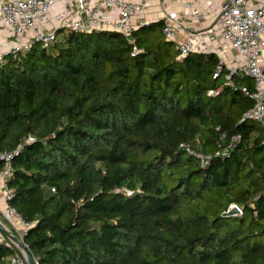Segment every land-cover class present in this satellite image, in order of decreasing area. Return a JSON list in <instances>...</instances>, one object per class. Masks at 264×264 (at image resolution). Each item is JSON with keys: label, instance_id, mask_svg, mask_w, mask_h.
<instances>
[{"label": "trees", "instance_id": "1", "mask_svg": "<svg viewBox=\"0 0 264 264\" xmlns=\"http://www.w3.org/2000/svg\"><path fill=\"white\" fill-rule=\"evenodd\" d=\"M164 26L69 30L0 65V153L22 145L8 203L38 264H264L252 80L230 86L217 53L182 55ZM182 142L224 153L203 166ZM17 249L0 242V264Z\"/></svg>", "mask_w": 264, "mask_h": 264}, {"label": "built area", "instance_id": "2", "mask_svg": "<svg viewBox=\"0 0 264 264\" xmlns=\"http://www.w3.org/2000/svg\"><path fill=\"white\" fill-rule=\"evenodd\" d=\"M145 7V0H0V27L10 30L15 38L12 44H2L4 46L0 47V65L6 62L8 55L17 58L20 53L31 50L35 43L49 47L62 37L63 32L69 30L90 32L107 28L129 36L139 26L149 23V20H138L139 13ZM219 18L220 24L216 32L227 40L235 52V56L225 64L228 67L226 83L235 86L234 76L252 80V88L241 85L243 93L254 101L243 118L256 120L264 128V0H220ZM163 30L170 39L175 36L177 26L166 23ZM178 47L182 55L196 49L190 38L185 39ZM140 50L136 48L133 53ZM223 62L221 60V64ZM221 71L222 65H219L214 77ZM221 88L222 86L212 89L209 93L216 95ZM239 139L240 135L235 138ZM32 140L34 136L29 135L28 141ZM21 147L19 144L13 151L0 153V159L4 160L0 174L3 180V197L7 202L4 217L10 221H19L21 227L17 235L23 238L28 223L8 203L13 196V190L8 184L13 175L11 159L19 153ZM180 147L198 157L203 166L209 163L213 155L224 153H204L187 142H182ZM242 212V208L238 206L237 213ZM13 243L18 249L9 256V262L28 264L25 251ZM33 260L34 264H38L37 257L33 256Z\"/></svg>", "mask_w": 264, "mask_h": 264}, {"label": "crops", "instance_id": "3", "mask_svg": "<svg viewBox=\"0 0 264 264\" xmlns=\"http://www.w3.org/2000/svg\"><path fill=\"white\" fill-rule=\"evenodd\" d=\"M145 1L146 7L139 13L138 20L152 22L164 19L165 24L170 23L177 26L175 36L170 38L177 46L185 39L190 38L196 45L194 51H213L219 55L221 60L224 59L225 63H228L235 56V52L227 40L216 32V28L220 24V0ZM8 32L11 31L0 27L1 48L4 46L2 44H11L7 42L5 37ZM2 186L3 180L0 174V216L2 217L0 218L8 230L17 234L21 227L19 221L3 218L7 202L3 197ZM0 242L10 244L13 243V240L0 229Z\"/></svg>", "mask_w": 264, "mask_h": 264}, {"label": "water", "instance_id": "4", "mask_svg": "<svg viewBox=\"0 0 264 264\" xmlns=\"http://www.w3.org/2000/svg\"><path fill=\"white\" fill-rule=\"evenodd\" d=\"M238 212V206H230V208L227 211V215H232V214H236ZM0 229L7 235L9 236L13 242H15L20 248H22L26 255H27V262L28 264H34V260H33V254L30 251L28 245L25 243L24 239L19 237L16 233H14L11 230H8L3 221L0 218Z\"/></svg>", "mask_w": 264, "mask_h": 264}, {"label": "rangeland", "instance_id": "5", "mask_svg": "<svg viewBox=\"0 0 264 264\" xmlns=\"http://www.w3.org/2000/svg\"><path fill=\"white\" fill-rule=\"evenodd\" d=\"M5 37H6L7 42L11 43V44L15 40L14 35L11 32H8V34ZM222 61H224V59ZM223 63L227 65V63H225V62H223Z\"/></svg>", "mask_w": 264, "mask_h": 264}]
</instances>
